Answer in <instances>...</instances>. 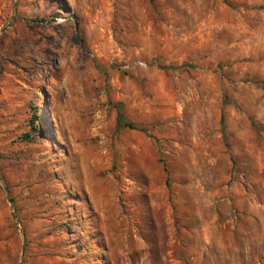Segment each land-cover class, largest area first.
Masks as SVG:
<instances>
[{"label":"rangeland","instance_id":"374dc122","mask_svg":"<svg viewBox=\"0 0 264 264\" xmlns=\"http://www.w3.org/2000/svg\"><path fill=\"white\" fill-rule=\"evenodd\" d=\"M0 264H264V0H0Z\"/></svg>","mask_w":264,"mask_h":264},{"label":"trees","instance_id":"16d2710c","mask_svg":"<svg viewBox=\"0 0 264 264\" xmlns=\"http://www.w3.org/2000/svg\"><path fill=\"white\" fill-rule=\"evenodd\" d=\"M75 41L79 42V39L77 38V34H75ZM41 119V114L38 112H35L33 114V119L31 120V126L33 131L40 132V125H38V122ZM117 125L118 126H128L129 128H135L134 125L130 123H126L125 116L123 114V110L121 105H117ZM165 171H167V168H164Z\"/></svg>","mask_w":264,"mask_h":264}]
</instances>
